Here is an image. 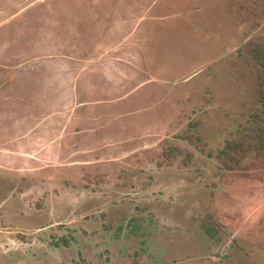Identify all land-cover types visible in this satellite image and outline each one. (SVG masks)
<instances>
[{"label":"rangeland","instance_id":"obj_1","mask_svg":"<svg viewBox=\"0 0 264 264\" xmlns=\"http://www.w3.org/2000/svg\"><path fill=\"white\" fill-rule=\"evenodd\" d=\"M0 264H264V0H0Z\"/></svg>","mask_w":264,"mask_h":264},{"label":"crops","instance_id":"obj_2","mask_svg":"<svg viewBox=\"0 0 264 264\" xmlns=\"http://www.w3.org/2000/svg\"><path fill=\"white\" fill-rule=\"evenodd\" d=\"M52 114H53V113L51 112V114H50L51 119L53 118V117H52ZM55 115H62V114L60 113V114H55ZM61 120H62V119H61ZM64 127L67 128V127H68V124H64V125L62 124L61 129H63Z\"/></svg>","mask_w":264,"mask_h":264}]
</instances>
